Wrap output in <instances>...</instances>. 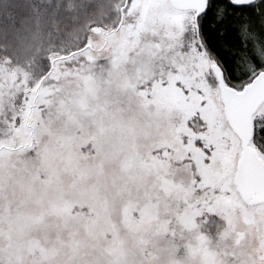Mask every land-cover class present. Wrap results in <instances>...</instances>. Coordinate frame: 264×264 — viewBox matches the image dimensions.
<instances>
[{"label":"snow or ice","instance_id":"snow-or-ice-1","mask_svg":"<svg viewBox=\"0 0 264 264\" xmlns=\"http://www.w3.org/2000/svg\"><path fill=\"white\" fill-rule=\"evenodd\" d=\"M0 264H264V0H0Z\"/></svg>","mask_w":264,"mask_h":264}]
</instances>
